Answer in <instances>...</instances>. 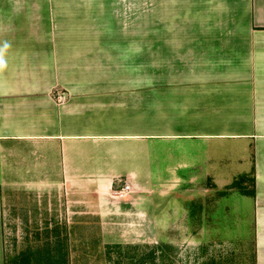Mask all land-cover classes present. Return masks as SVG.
Wrapping results in <instances>:
<instances>
[{
  "label": "crops",
  "instance_id": "0c3cea01",
  "mask_svg": "<svg viewBox=\"0 0 264 264\" xmlns=\"http://www.w3.org/2000/svg\"><path fill=\"white\" fill-rule=\"evenodd\" d=\"M4 43L0 217L246 176L264 264V0H0Z\"/></svg>",
  "mask_w": 264,
  "mask_h": 264
},
{
  "label": "rangeland",
  "instance_id": "374dc122",
  "mask_svg": "<svg viewBox=\"0 0 264 264\" xmlns=\"http://www.w3.org/2000/svg\"><path fill=\"white\" fill-rule=\"evenodd\" d=\"M115 28L149 52L150 25ZM158 187V199L143 184L117 199L48 200L45 217L3 215L0 264H254L243 196L210 184Z\"/></svg>",
  "mask_w": 264,
  "mask_h": 264
},
{
  "label": "trees",
  "instance_id": "16d2710c",
  "mask_svg": "<svg viewBox=\"0 0 264 264\" xmlns=\"http://www.w3.org/2000/svg\"><path fill=\"white\" fill-rule=\"evenodd\" d=\"M228 191H236L241 196L254 197V182L252 178L241 176L237 178L228 188Z\"/></svg>",
  "mask_w": 264,
  "mask_h": 264
},
{
  "label": "built area",
  "instance_id": "2783aa9c",
  "mask_svg": "<svg viewBox=\"0 0 264 264\" xmlns=\"http://www.w3.org/2000/svg\"><path fill=\"white\" fill-rule=\"evenodd\" d=\"M65 99V95L64 94H57V100L59 102H62ZM118 190L114 191V196L115 198H122L124 197L127 193H129L130 191V186L123 183V185L118 186L117 188Z\"/></svg>",
  "mask_w": 264,
  "mask_h": 264
},
{
  "label": "clouds",
  "instance_id": "9594fccd",
  "mask_svg": "<svg viewBox=\"0 0 264 264\" xmlns=\"http://www.w3.org/2000/svg\"><path fill=\"white\" fill-rule=\"evenodd\" d=\"M8 47L9 45L7 43L0 45V70H2L6 66V61L4 59V56Z\"/></svg>",
  "mask_w": 264,
  "mask_h": 264
}]
</instances>
